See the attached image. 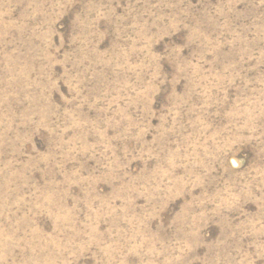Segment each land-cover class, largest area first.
I'll use <instances>...</instances> for the list:
<instances>
[{
	"label": "rangeland",
	"instance_id": "obj_1",
	"mask_svg": "<svg viewBox=\"0 0 264 264\" xmlns=\"http://www.w3.org/2000/svg\"><path fill=\"white\" fill-rule=\"evenodd\" d=\"M0 264H264V0H0Z\"/></svg>",
	"mask_w": 264,
	"mask_h": 264
}]
</instances>
